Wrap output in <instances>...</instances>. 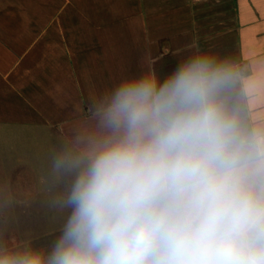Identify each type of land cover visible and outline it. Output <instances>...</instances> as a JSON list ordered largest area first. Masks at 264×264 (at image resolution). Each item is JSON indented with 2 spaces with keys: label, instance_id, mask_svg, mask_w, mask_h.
<instances>
[{
  "label": "clouds",
  "instance_id": "1",
  "mask_svg": "<svg viewBox=\"0 0 264 264\" xmlns=\"http://www.w3.org/2000/svg\"><path fill=\"white\" fill-rule=\"evenodd\" d=\"M45 185L51 240L0 227V264H264V61L121 79L61 128Z\"/></svg>",
  "mask_w": 264,
  "mask_h": 264
},
{
  "label": "crops",
  "instance_id": "2",
  "mask_svg": "<svg viewBox=\"0 0 264 264\" xmlns=\"http://www.w3.org/2000/svg\"><path fill=\"white\" fill-rule=\"evenodd\" d=\"M264 61V0H0V211L47 206V149L90 97L193 51Z\"/></svg>",
  "mask_w": 264,
  "mask_h": 264
},
{
  "label": "rangeland",
  "instance_id": "3",
  "mask_svg": "<svg viewBox=\"0 0 264 264\" xmlns=\"http://www.w3.org/2000/svg\"><path fill=\"white\" fill-rule=\"evenodd\" d=\"M0 218L6 221V224H0V227L6 229L7 237H15L16 239L31 237L36 246L47 244L52 238L51 233L55 230V228L42 229L38 227L36 213L0 211Z\"/></svg>",
  "mask_w": 264,
  "mask_h": 264
}]
</instances>
